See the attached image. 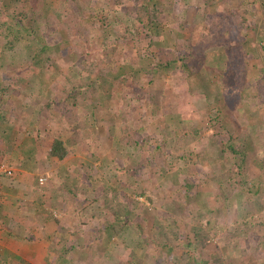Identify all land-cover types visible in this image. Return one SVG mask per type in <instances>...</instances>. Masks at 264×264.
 <instances>
[{"label": "trees", "instance_id": "1", "mask_svg": "<svg viewBox=\"0 0 264 264\" xmlns=\"http://www.w3.org/2000/svg\"><path fill=\"white\" fill-rule=\"evenodd\" d=\"M4 1L0 0V27H5L3 33L0 32V159H3L5 162L6 158L8 159V157L11 158L12 156L14 159L20 158L37 161L42 167V163L50 157L61 160L74 151L82 153L83 150L78 146V140L86 132L85 128L90 125L85 123L90 112L87 113V111H84V108L91 107L93 109L97 101L101 100L98 98L99 92L95 85L97 82L90 78L89 71L82 76L75 77L72 68L69 71L70 73H68L54 62L62 57L64 52V55H66V48L70 46L68 34L71 29V23H78L85 16V11L83 10H86L87 7L84 9L76 8V10L69 8L63 11L59 8L56 0H16V5L4 4ZM162 1L151 0L152 9H148V5L142 9V6L139 7V4L138 7L140 9L137 8L134 13L128 12L130 18L126 19V25L123 29H118L119 27L116 25L117 35L115 38L103 37L104 39L101 42L103 45V57L97 63H100L99 67L101 68V71L99 70V74L101 73L99 85L102 82L108 81L112 86L114 81L119 79V83V81L126 79V77H130V73L132 76L142 73L138 70L139 66L133 63L134 61H131V63L130 61H126L128 59L127 57L126 59L122 58L116 64L115 56L123 49L124 55H122L125 57L128 55V49H131L136 39L149 38V43H153L152 46L163 55V58L159 59L158 62H155L148 69V71L152 72V77L147 82L148 87L145 90L148 95L147 98L155 107L161 108V106L166 104L165 90L175 80V72H186L188 74L187 78L195 74L204 66L203 64L206 61L207 53L215 49L218 50L219 55L224 51L225 54L228 51L231 53L230 57L226 55L225 62L226 64H233L237 70V104L230 100L228 101V97L225 96L223 89L217 84L214 86V91L211 95L214 101H218L217 104L220 103L221 106L216 107L217 104L215 102H209L210 91L208 88H205L204 95L201 93L202 91L199 90L198 92L205 99L194 102L203 113H206L208 118L218 120L216 122L219 123V126L217 123L214 124L209 120L204 123L196 119L194 121L185 120L181 108L184 104L181 105V103L178 104L176 102L181 111H177V115H173V121H171L170 116L161 115L156 120L157 126H143L140 130H134L128 135L126 133L130 131V128L127 125L120 128L121 137L119 136V142L125 141V152L129 153H131V150L137 151V149L143 147L136 139V135L139 131L145 134L144 137L147 143L153 145V147L147 148L151 153L150 156L157 153V156L153 160H156L159 166L154 173L144 171L142 166H134L133 169H126L130 172V178L124 180V178L120 177V171H122V174H125V170L123 171L118 165L115 171L112 168L108 170L113 161L117 160L118 164L122 162L121 167L124 168L128 160L120 150H113L111 155L103 154L101 157L94 153L90 154L88 159H84L81 162V166H79L81 168H77L74 165L76 167H73L75 169L74 172L73 170L71 172L65 170H60L59 172L54 171L52 173L53 177L60 184L59 186L57 184L55 188L48 185L43 186L44 184L39 182L37 186L43 196L48 193L49 197H52L51 199L56 197V201L59 202L64 201L63 193L62 198L58 194L60 191H69L70 196L73 198L81 190L84 196V205L82 201L79 203L80 206L83 205L80 209L82 215L88 213L92 219V223L102 217H107V219L104 218L106 220L100 221V226H97L96 239L99 241L103 238L111 239L113 235L117 234L124 241L123 245L125 248H128V246L131 248L130 255H133V247L140 242L141 235L143 234L140 231L144 232V229L141 226L142 217L137 210L132 211L133 209L131 207L135 206L137 200L130 197L129 194L138 193L146 195L144 193H147L149 190L147 188L149 182L154 187L155 182L161 176H170L173 179L170 186H161V181H158V185L164 191L169 192V197L173 199L171 201L186 199L190 193H193V196L196 197V192L198 191L194 181L198 178L194 177L196 179H192L193 175L191 176L189 174L188 168L191 164L202 163L205 165L204 169L211 172L209 179L216 187L213 195L216 201L213 204L214 207L211 208L208 205V219H204L203 214L200 213L197 220L193 221L195 224L189 230L190 235H186L188 238L187 240L185 239L184 249L178 255L172 254L169 244L177 240L181 242L183 234L179 223L172 214V211H174L173 204H168L165 212L167 214V220L163 223L158 222L155 238L159 240L157 243L164 248L165 253L168 254L174 264H190V260L193 259L194 261L195 257H199V259L193 264H224L218 255L215 253L210 255L206 251L205 247L210 238L208 232L215 229V226L219 229L220 219L224 218L227 211L237 212V214L241 215L240 218L248 216L249 208L247 201L249 200L248 202L254 207L250 202V193L258 192L264 185V112L259 114L257 110L258 105H264V64L262 67L255 69V71L259 72L257 78H253L250 81L246 79L248 78V74H250L249 68L247 67V58L253 55L251 52H255L258 56L259 42H257L255 48H250L249 40L244 30V24H241V19L235 22L234 13L227 8L226 0H196L197 11L201 17H204V22L207 13L213 14V17L208 20L209 28L206 29V32H202L203 34L196 36L195 43H192L191 39L184 40L182 44L178 43L175 37L172 36V32H175L176 35H179V33L175 30H170V22L178 23L177 28H181L185 25L186 18L184 14L182 16H174L166 12L165 7L161 4ZM186 1L189 2L190 0H174L173 5L175 7L178 6V10L181 11L180 5H185L187 3ZM120 5H123V3ZM220 7L222 8L221 13L217 11ZM239 8L238 12L242 14L243 8L241 6ZM121 11H123L122 8ZM144 14L148 16L146 20H142L141 18ZM63 15H66L72 22H63ZM113 21L117 22L115 20ZM136 22H139V25H136ZM187 22L191 24L190 20ZM48 35L54 40L52 43L51 41L48 42ZM257 37L261 38V36ZM121 38H123V43H120ZM262 38H264V35ZM33 41L41 43L34 52H31L30 50L33 48V44L30 47L29 42ZM19 43L28 45L30 48L28 47L26 52L20 53L19 49L16 50V45ZM27 51L28 54H26ZM17 52L19 55L24 54L25 58L28 56L31 57L29 69L18 72L11 70L15 65L14 62L22 57L19 56L11 59V56L14 57ZM131 52L136 57H140V60H145V63L152 62L153 60L152 56L148 51L146 52L144 47H135L134 51ZM140 60H137V62ZM53 63L55 65L54 72L61 77L55 85H60L62 92L69 93V97L65 98V100H72L73 106L78 111V117L77 120L68 122V126L65 129L46 131V136L51 141L49 148L44 152L46 159L45 156L35 158L34 150L29 147L28 141L32 140L35 142V139H37L36 135L40 133V130L34 127L37 121L31 119L32 116L28 113H23L22 109H19L20 112L16 113L13 110V105L15 109L16 100L19 102L22 100V103H25L32 96L33 91L36 90L39 83L37 81L36 83L33 82L35 75L34 69L45 71L50 69L48 66H51ZM6 65H8L7 68H5ZM127 65H129L128 67L135 65L133 66V70L128 71L129 73L127 72L128 74L126 73L125 75L121 72L114 71L112 76L108 75L115 67L117 70H123ZM30 71L32 72L30 73ZM108 77L110 78L109 80ZM122 77L124 78L120 79ZM29 80L32 82L29 83ZM241 81L242 85H240ZM247 81L250 82V86L255 91L251 97L252 102L249 104L252 109L249 111L254 115L259 114L257 116L259 117L258 120L254 123L248 121L249 114L246 112L248 107H244L246 101H243L240 95L241 89L248 88L244 84ZM190 89L189 86L188 88L181 86L177 89V93L181 96L182 94H190ZM11 90H15L16 94H12ZM82 91L86 94L84 98H81L80 103H78L76 97ZM135 91L138 92L137 89ZM71 92L75 93L73 94ZM109 95L112 96V92H109ZM90 97L95 100L92 99L88 103V98ZM206 102L207 104L204 106L203 103ZM208 103L210 104L208 105ZM222 103L225 107L224 111L229 109L227 105L232 107L234 114H236V116H232L233 119L231 118L229 121L222 120L220 117V113L222 112L219 110L222 107ZM185 104L190 105L191 103L186 102ZM50 105H52V102H48V107ZM206 108H216L217 110L211 112L208 109L205 112L204 110ZM138 109H141L138 103L135 105L132 104L129 111H123L122 116L134 117V115H137ZM16 119H19L18 125L13 121H16ZM109 119H111V124H108ZM109 119L105 125H109L110 127L113 124V119ZM233 123L237 124V128L234 130ZM217 128L216 135L212 134L213 136L211 137L210 134H206L204 136L206 138L205 141L202 137L199 138V135L206 129L216 130ZM63 129L67 131L66 134L68 133V135L65 134L62 136ZM180 129L182 131L178 132ZM219 130L220 132H225L226 135L224 133L222 135ZM123 135L124 137H122ZM24 136L26 137L22 141ZM110 136L112 137V135ZM194 139H198L203 143L196 150L189 148V144ZM131 142H134V144H129ZM177 151L179 153H173ZM8 161L6 162L8 163ZM92 161L97 162L96 167L90 164ZM180 161L182 163L179 166ZM4 162L0 161L1 164H4ZM251 163L255 164L258 170V173L254 177L255 181L251 183L252 187L248 185L249 180L247 181L246 176L243 174ZM186 164H189V166ZM181 166H184V168ZM171 171L174 174H171ZM154 174L156 175L155 178ZM116 177L118 185L114 184L113 187L110 186ZM120 182L123 183L124 190L129 192V194L123 193L124 195L121 197L120 194L118 195L119 191L117 190L118 187H121ZM66 184H68V187L65 186ZM177 187H180V190L183 188L182 191H178L179 195L176 194ZM111 189H114L112 193ZM199 193L201 194V192ZM105 198H108V202L103 204ZM148 199L151 200V196ZM59 202L58 204H63ZM101 204L102 206H100ZM63 207L66 209L67 205ZM105 208L109 212H114L117 215H124L127 212L125 214L127 221L114 223L108 219L110 215L107 213L108 211H104ZM66 216L64 213L63 218H66ZM115 216H113V219ZM53 219L56 223L60 224L59 228L65 241L77 235V230L73 228V223L66 225L60 218ZM187 219L190 220L188 217ZM255 220L254 225L258 223L264 225V220L258 218H255ZM78 222L79 220H76L74 224L77 225ZM202 223L203 225L200 227L199 225ZM135 229L138 231L137 234L135 233ZM64 244L63 247H65ZM89 245L90 248L84 253V255H87L86 262L80 261L79 263L71 256L70 252L75 246L71 244L57 251L55 264H92L95 261L98 262L100 259L99 254L96 251L94 252L95 249L91 246L92 242ZM207 255H210L212 258L207 260ZM144 257H147V252ZM15 260V264H30L18 256H15ZM137 260L139 262L142 261L141 258Z\"/></svg>", "mask_w": 264, "mask_h": 264}, {"label": "rangeland", "instance_id": "2", "mask_svg": "<svg viewBox=\"0 0 264 264\" xmlns=\"http://www.w3.org/2000/svg\"><path fill=\"white\" fill-rule=\"evenodd\" d=\"M148 1L149 3H147ZM186 2L187 3L185 5H180L181 11L178 10V6L175 7L173 5L174 0H163L161 2L163 7H165L166 12L171 13V15L174 16H182V14H184L186 18V23L181 28H177L178 23H173V21L170 22L169 26L171 27L170 30H175L179 33V35H176L175 32H172V36L175 37L177 42L181 44L186 39H191V42L195 43L196 36L207 31L206 29L209 28L208 20L213 17V14L207 13L206 20L204 22V17H201L197 11L198 7L197 3H195L196 0ZM3 3L16 5L17 1L5 0ZM56 3H58L59 8L63 11L68 10L69 8L76 10V8L84 9L87 7L86 10H83L85 11V16H83L78 23H71L72 21L66 15H63L62 21L71 23V29L68 34L70 46L66 48V55H64V52L63 56L58 58L54 63L60 65L62 70L68 73H70L69 71L72 68L75 77L82 76L89 71V75H91L90 78L94 81L96 80L97 82L95 85L99 92L98 98L101 99V105L99 104L100 101H97L98 104L96 103V106L93 109H91V107L84 108V111H87V113L90 112L85 121L86 124L90 125L85 128L86 132L78 140V146H80L83 150L82 153L74 151L72 154L61 160H58L55 157L46 159L44 152L47 148H49L51 143L50 138L46 136V131L50 132V130H61L62 128H67L68 122L70 123L72 120H77L78 111L76 107L73 106L71 99L65 100V98L69 97V93L62 92L60 85H55L61 77L59 74L54 72V63L51 66H48L50 69L45 71L34 69L35 75L33 82L36 83L37 81L39 83L36 90L33 91L32 96L25 101V103H22V100H20V102L16 100L15 109L13 105V110L17 113L20 112L19 109H22L23 113H28L32 116L31 119H35L37 121L34 127L39 129L40 133L36 135L37 139H35V142L31 140L28 141V144L29 147L34 150L35 158L45 156L46 161L42 163L41 167L40 163L37 161H29L20 158L14 159L12 156L11 158L8 157V163L4 162L3 165L11 170V174L7 175L6 172L0 171V181L2 178L7 176L11 179H15L16 176L21 177L20 175H22L27 181L26 184H29L28 190L22 194L23 199H21V201L26 204V206L27 204H30L27 206L29 208L33 206L31 203L36 202L37 206L30 209L33 213V217H31V215L28 216L30 219L37 221L34 223V227L38 226L46 232L45 235H47L46 238L49 242V255L47 256L45 263L42 264H55L57 251L62 250L71 244L75 245L74 249L70 252L71 256H73L79 263L80 261L86 262L87 255H84V253L90 248V242H92L91 246L95 249L94 252L96 251L100 257L98 262L95 261L92 264H174L168 254L165 253L164 248L157 243L159 240L155 238L158 222L163 223L167 220V214L165 213L166 206L168 204H173L174 211H172V214L179 223L183 236L181 238V242L177 240L170 243L169 246L172 254H180L185 247V239L187 240L188 238L186 235L189 234V230H191L192 225L195 224L193 221L197 220L200 213L203 214L204 219H208V205L212 208L214 207L213 204H215L216 201L213 196L216 187L209 179L211 172L204 169V164L195 163L190 166L189 164H186L189 166V174L191 176L193 175L192 179H196L194 177L198 178L194 181L198 191L196 192V197L193 196V193H190L186 199L171 201L173 199L169 197V192L164 191L158 185V181H161V186H170L173 180L170 176H161V178L155 182L154 187L150 185L151 183L149 182L147 184V188H149V190L147 193H144L146 195L138 193L129 194L128 191L124 190L123 183L120 182L121 187H118L117 189L119 191L118 195L120 194L121 197L124 195L123 193H125L136 199L137 203H135V206H131L133 209L132 211L137 210L143 218H141V226L142 229H144V232L140 231V233L143 234L141 235L140 242L133 247V255H130L131 248L129 246L128 248H125L123 245L124 241L117 234L113 235L111 239L103 238L101 241L96 239L97 226H100V221L106 220L107 217H102L98 219V221L92 223V219L88 213L82 215L80 209L81 206L84 205V196L81 190L78 191L73 198L70 196L69 191H60L58 194L62 198L63 193L64 201L59 202L56 201V197L51 199L52 197H49L48 193L44 196L40 193V189L37 186L38 179L39 176L45 175L48 180H44L43 186L48 185L55 188L57 184L58 186L60 184L58 180L53 177L52 173H54V171L59 172L60 170H65L67 172H71V170H73L74 172L75 169L73 167L76 166L78 168L81 166V162L84 159H88L90 154L94 153L95 155L101 157L103 154L111 155L113 150H120L125 154V157L128 160L126 161L124 168L121 167L122 162H119L118 164L117 160H115L112 162L108 170L112 168L115 171L118 165L119 168L123 171L125 170L124 172L127 174H122V171L119 170L121 172L120 177L124 178V180H128L130 178V172L126 169H133L134 166H142L144 171L154 173L157 171V167L159 166L158 162L153 160L154 157L157 156V153L150 156L151 153L147 148L153 147V145H149L147 143V140L144 137L145 134L139 131L136 135V139L141 145H143V147L137 149V151L131 150V153H129L125 152V141L119 142V138L121 137L120 128L127 125L130 128V131L126 133L128 135L134 130H140L143 126H157L158 124L156 120L161 115H168L170 116L171 121H173V115H177V111H181L179 110V103H181V105L184 104L181 108L183 110V118L185 120L194 121L196 119L203 123L209 120L214 124L217 123L216 121L218 120L208 118L206 113H203L194 101L205 99L203 95L205 94V88H208L210 91V99L208 98L209 102H215L217 104L218 101H214L211 93L214 91V86L218 84V86L223 89L225 96L228 97V101L230 100L231 102H235L237 104V70L234 68L233 64H226L225 62L226 55L230 57L231 53L228 51L225 54L224 51L221 55H219L217 49L209 51L206 55V61L203 64L204 66L188 78V74L186 72H175V80L172 82V85L167 86L165 90L166 104L161 106V108H158L155 107L151 101H149L145 89L148 87L147 82L152 77V72L148 71L149 67H152L155 62H158L159 59L163 58V55L152 46L153 43H149V38L136 39L131 46V49H128V55L125 57H123V49L115 56L116 64L122 58L126 59L127 57L128 59H126V61H130V63L131 61H134L133 63H136L139 66L138 70L142 73L134 76L130 73V77H126V79L119 81V83L118 79L114 81L112 86L108 81L102 82V84L99 85L101 80V73L99 74V70L101 71V68L99 67L100 63L97 64L99 59L103 57L102 39L106 37L113 39L116 37V25H118V29H123L125 27L126 19L130 18L128 12L134 13L137 8L142 6L143 9L146 5L149 6L148 9H152L151 0H56ZM122 3L123 5H120ZM226 4L227 8L234 13L235 22L241 19V24H244V30L249 40L250 48H255L257 42H259L258 56L255 52H251L253 55L250 58H247V67L249 68L250 74H248V78L246 79L250 81L251 79L259 76V72L255 71V69L262 67L264 64V38H262L264 35V0H226ZM239 6L243 8L242 14L238 12V9H240ZM121 8L123 11H121ZM217 11L221 13L222 8L220 7ZM141 18L142 20H146L148 16L144 14ZM113 20L117 22H114ZM188 20L191 21V24L187 22ZM135 24L139 25V22H136ZM4 29L5 27L1 26L0 32L3 33ZM257 36H261V38H258ZM49 41L52 43L54 40L48 35V42ZM40 43H37L36 41L29 42L30 47H32L31 44H33V48L30 51L34 52ZM120 43H123V38H121ZM28 47V45L26 46L19 43L16 45V50L19 49L20 53L26 52ZM135 47H144L146 52L148 51L152 56V62L145 63V60L142 61L140 60V57L133 55L131 51H134ZM26 54H28V51ZM19 56L22 57L19 60L16 59L17 61L14 62L15 65L11 69L12 71L18 72L30 68V56L25 58L24 54L19 55L17 52L14 57L11 56V59H15ZM137 60L140 61L137 62ZM7 66L8 65H6L5 68H7ZM128 66L129 65H127L123 70H117L115 67L108 75L112 76L114 71H118L126 75L128 71L133 70V66L135 65H132L131 67ZM252 71L253 73H251ZM31 72L32 71H30V73ZM123 78L124 77L120 79ZM109 79L110 78L108 77V80ZM249 81L244 83L248 86V88L241 89L240 95L243 101H246L244 107H248L246 109V112L249 114L248 121L254 123L259 118L257 116L264 112V105H258V115H254L249 111L252 109L251 105H249L252 102L251 97L252 94L255 93L254 88L250 86ZM31 82L32 81L29 80V83ZM240 85H242V81ZM141 86H143V90L142 88L140 89ZM181 86L184 88H188L189 86V89L192 88L190 89V94H182L181 96L177 93V89ZM136 89L138 92L135 91ZM199 90L202 91L201 93L203 95L198 94ZM109 92H112L113 95H109ZM11 93L15 95L16 91L11 90ZM71 93L74 94L75 92ZM85 94L86 93L82 91L80 95H77L76 100H78V103H80L79 101L82 97H85ZM92 99L91 97L88 98V103H90ZM48 102H52L50 107H48ZM186 102H190L191 104L186 105ZM137 103L141 108L140 110L138 109L137 115H134V117L122 116L124 110L129 111L130 106ZM210 103H208V105ZM206 104L207 102L203 103L204 106ZM223 105L224 104L222 103V107L219 109L222 112L220 113V117L222 120L229 121L232 116H236V114H234L232 107L228 105L227 108L229 109L224 111L225 107ZM217 106H221V104L219 103L216 107ZM208 109L211 112L217 110L216 108H206L204 111L206 112ZM109 118L113 119V124L112 126L110 125V127L109 125H105L108 123L107 120ZM109 120L108 124H111V119ZM13 121L17 124L19 119ZM217 125L219 126V123H217ZM236 128L237 124L233 123V130ZM64 129L62 131V136L67 132L64 131ZM217 130L218 128L216 130L206 129L199 135V138L202 137L205 141L206 138H204V136L206 134H210L212 137L217 134ZM181 131L182 129H180V131L178 130V132ZM220 133L222 135L223 133L226 135L225 132L221 131ZM66 135H68V133ZM110 135H112L114 139ZM78 136H80V134H78ZM25 137L26 136L23 137L22 141ZM122 137H124V135ZM129 144H134V142ZM202 145V142L198 139H194L189 144V148L196 150ZM173 153L177 154L179 151ZM96 163L97 162L92 161L90 164L96 167ZM181 163L182 162L180 161L179 166ZM181 167L184 168V166ZM257 173V167L253 163H251L243 172L247 181L249 180L248 185L251 187V183L255 181L254 177ZM171 174H174V172L171 171ZM155 176L156 175L154 174V178ZM114 184L118 185L117 177L110 186L113 187ZM65 186L68 187V184ZM177 189L176 194L179 195V192L182 191L183 188L180 190V187H177ZM121 190L122 192H120ZM113 191L114 189H111V193ZM199 192H201V194ZM149 196H151V200L148 199ZM250 196V202L254 205V207L247 199L249 208L248 216L240 218L241 215L237 214V212L233 213L227 211L224 218L220 219L219 229L215 226V229L208 232L210 238L205 247L206 251H208L210 255H213L214 253L218 255L224 264H264V225L262 223L254 225V222H256L255 218L264 220V185L258 192L250 193ZM67 200L69 201L67 202ZM81 201L83 205L80 206L79 203ZM58 202L63 204H58ZM103 202V204L108 202V198H105ZM66 205L67 208L65 209L63 206ZM100 206H102V204ZM104 211H108L107 213L110 215L108 216V219L114 223L127 221V217L125 216L127 212H125L124 215H117L114 212H109L107 208H105ZM64 213L67 215L66 218H63ZM113 216H115L114 219ZM187 217L190 220H188ZM53 218H60L66 225L73 223V228L77 230V235H74L72 238L65 241L61 231L58 230V226H60V224L54 222ZM76 220H79L77 225L74 224V221ZM49 223H51V226L47 225ZM202 225L203 223L199 226L202 227ZM135 233H138L136 229ZM63 244L65 247H63ZM146 252L147 257H144ZM50 255H52L51 258H49ZM210 255L206 256L207 260L212 258ZM139 258L142 259L141 262L137 260ZM198 259L199 257H195L194 261L191 259L190 264H193L196 260L198 261Z\"/></svg>", "mask_w": 264, "mask_h": 264}, {"label": "crops", "instance_id": "3", "mask_svg": "<svg viewBox=\"0 0 264 264\" xmlns=\"http://www.w3.org/2000/svg\"><path fill=\"white\" fill-rule=\"evenodd\" d=\"M8 160L6 158L5 162ZM0 161L4 162L3 159ZM20 176L15 179L7 176L0 181V264H15V256L30 264H42L49 255V242L44 229L34 227L37 221L28 216L33 217L30 209L37 205L31 203L33 206L29 208L30 204L26 206L21 201L29 184H26L25 177ZM47 225L51 226V223Z\"/></svg>", "mask_w": 264, "mask_h": 264}, {"label": "built area", "instance_id": "4", "mask_svg": "<svg viewBox=\"0 0 264 264\" xmlns=\"http://www.w3.org/2000/svg\"><path fill=\"white\" fill-rule=\"evenodd\" d=\"M0 171L6 172L7 175L11 174V170L6 168V167H4L3 164H0ZM45 179H46V176L45 175L44 176L41 175V176H39L38 180H39L40 183H43Z\"/></svg>", "mask_w": 264, "mask_h": 264}, {"label": "clouds", "instance_id": "5", "mask_svg": "<svg viewBox=\"0 0 264 264\" xmlns=\"http://www.w3.org/2000/svg\"><path fill=\"white\" fill-rule=\"evenodd\" d=\"M8 175H10V174H8ZM38 182H39V180H38Z\"/></svg>", "mask_w": 264, "mask_h": 264}]
</instances>
